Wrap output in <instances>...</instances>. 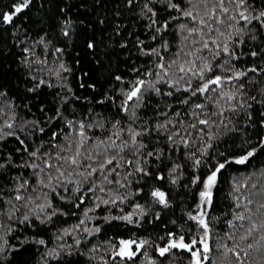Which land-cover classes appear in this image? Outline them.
Here are the masks:
<instances>
[{"label":"snow or ice","instance_id":"obj_1","mask_svg":"<svg viewBox=\"0 0 264 264\" xmlns=\"http://www.w3.org/2000/svg\"><path fill=\"white\" fill-rule=\"evenodd\" d=\"M0 264H264V0H0Z\"/></svg>","mask_w":264,"mask_h":264}]
</instances>
